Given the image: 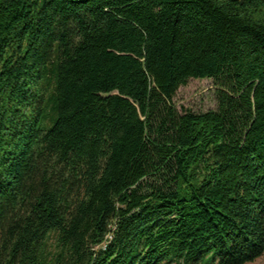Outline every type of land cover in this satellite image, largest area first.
Instances as JSON below:
<instances>
[{"label": "trees", "instance_id": "1", "mask_svg": "<svg viewBox=\"0 0 264 264\" xmlns=\"http://www.w3.org/2000/svg\"><path fill=\"white\" fill-rule=\"evenodd\" d=\"M263 256L264 0H0V264Z\"/></svg>", "mask_w": 264, "mask_h": 264}, {"label": "rangeland", "instance_id": "2", "mask_svg": "<svg viewBox=\"0 0 264 264\" xmlns=\"http://www.w3.org/2000/svg\"><path fill=\"white\" fill-rule=\"evenodd\" d=\"M174 102L183 112L206 113L218 109L216 85L213 80H191L177 92ZM250 264H264V256Z\"/></svg>", "mask_w": 264, "mask_h": 264}]
</instances>
